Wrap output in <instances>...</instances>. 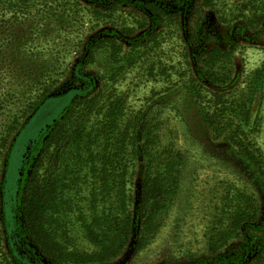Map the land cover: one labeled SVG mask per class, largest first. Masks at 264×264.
<instances>
[{
	"label": "rangeland",
	"instance_id": "obj_1",
	"mask_svg": "<svg viewBox=\"0 0 264 264\" xmlns=\"http://www.w3.org/2000/svg\"><path fill=\"white\" fill-rule=\"evenodd\" d=\"M152 25L136 7L108 0H0V261L8 251L5 208L24 165L70 104L61 134L31 165L40 180L60 177L65 207L57 217L68 247L91 249L85 226L119 203L113 193L104 202L95 172L104 155L126 170L132 211L145 167L141 147L173 159L178 174L150 242L139 250L133 236L118 256L91 264H184L208 257L217 234L225 235L223 252L245 231L264 237V0H189ZM213 48L228 54L232 72L218 88L199 76ZM80 128L81 146L70 148L67 137ZM246 149L260 160H249Z\"/></svg>",
	"mask_w": 264,
	"mask_h": 264
},
{
	"label": "trees",
	"instance_id": "obj_2",
	"mask_svg": "<svg viewBox=\"0 0 264 264\" xmlns=\"http://www.w3.org/2000/svg\"><path fill=\"white\" fill-rule=\"evenodd\" d=\"M115 7L132 6L146 13L152 20V29L157 28L162 17L170 12L183 10L189 0H108ZM135 38L132 41L137 42ZM90 50L87 49L85 57ZM228 54L220 48H213L203 54V60L199 67V76L210 82L211 86L217 87L225 84L232 78V72L225 65L224 59ZM84 57V58H85ZM83 61V60H82ZM78 75L87 82V86H93L92 77ZM260 74V73H259ZM257 76L255 82H259ZM83 94L88 95L89 87L82 89ZM86 90V91H85ZM46 99L43 96L36 106ZM244 100V99H243ZM224 101H222L223 103ZM216 103H219L217 100ZM230 105V104H229ZM67 107L60 117L51 125L46 139L41 140L29 154V159L24 165L22 175L19 177L18 191L12 201L10 212L6 213L5 208V240L8 251H4L6 258L0 264H91L104 263L118 256L125 249L129 241L135 236L137 249H143L153 238L160 227V216L166 208V202L178 188V174L173 167V159H157L148 146L143 152L145 161L142 183L139 186V195L134 210L128 209L130 196L123 184L126 177V170L118 171L110 153L103 156L102 167L95 169L103 181L101 190L105 201L108 202L110 194L119 203L115 210L94 216L92 223L85 226V234L91 244V249H78L74 246L68 247L64 240H67L66 233L61 227L57 214L64 211L65 202L60 177L57 172L50 173L44 180L35 177L31 165L37 164L38 154L41 148L48 147L53 138L60 132V123L69 108ZM242 106H239V108ZM229 107H227L228 109ZM225 107L224 113L227 112ZM112 109L111 111H113ZM240 110V109H239ZM215 115L208 113L209 123H214ZM214 120V121H213ZM63 132V131H62ZM84 129L80 128L77 136L69 135L70 148H80ZM61 136H58L56 143H59ZM149 140V139H147ZM152 142V141H151ZM152 150V149H151ZM247 158L254 162L260 160L246 149ZM9 155V152H8ZM259 156V155H258ZM38 158V159H37ZM114 159V160H111ZM8 160V157H7ZM116 161V160H115ZM260 162V161H259ZM262 170L264 167H261ZM29 171H32L30 173ZM264 172V171H262ZM36 178V179H35ZM109 180H113L109 184ZM0 189H3V179ZM4 194V192L2 193ZM249 218L248 221H251ZM241 217H235V222L240 224ZM264 233V225L259 230ZM244 237L236 248L226 252L220 251L219 241L225 238L224 234H217L210 238L209 256L200 257L194 261L184 264H264V237L253 232L245 231ZM240 238V234L234 233ZM217 236V237H216ZM47 262H43V261Z\"/></svg>",
	"mask_w": 264,
	"mask_h": 264
}]
</instances>
